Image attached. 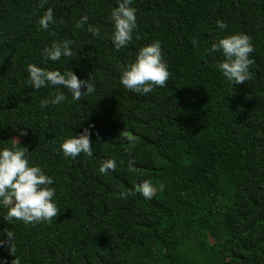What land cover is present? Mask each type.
I'll return each instance as SVG.
<instances>
[{
	"label": "trees",
	"instance_id": "trees-1",
	"mask_svg": "<svg viewBox=\"0 0 264 264\" xmlns=\"http://www.w3.org/2000/svg\"><path fill=\"white\" fill-rule=\"evenodd\" d=\"M117 6L0 0V141L26 147L54 177L59 209L51 222L24 224L5 221L0 206V264H264V0H133L137 27L119 51L109 19ZM48 7L55 24L38 30ZM83 15L88 23L76 29ZM240 32L254 48L251 77L233 85L216 68L222 54L208 50ZM64 39L73 55L45 62L41 49ZM153 40L171 75L139 95L123 87L120 70ZM29 63L93 76L96 92L73 101L61 87L66 100L41 109L56 88L33 89ZM90 124L92 155L64 158L62 138ZM107 159L117 167L102 174ZM144 179L155 188L150 200L133 191Z\"/></svg>",
	"mask_w": 264,
	"mask_h": 264
},
{
	"label": "clouds",
	"instance_id": "clouds-1",
	"mask_svg": "<svg viewBox=\"0 0 264 264\" xmlns=\"http://www.w3.org/2000/svg\"><path fill=\"white\" fill-rule=\"evenodd\" d=\"M47 2L48 0H39V7L44 8ZM132 3L133 0H117L118 6L110 11L109 19L113 28L110 39L117 51L129 44L137 27V10L131 6ZM88 19L87 15H83L76 21L75 28L83 29ZM36 24L39 26L38 30L43 31H47L50 25L55 24L53 9L45 8L43 15L36 20ZM217 27L223 30L227 25L224 21L218 20ZM88 31L93 36L100 34L97 27H89ZM73 44L74 41L71 39L53 41L41 49V56L45 62H56L62 57H71ZM196 44L197 42L193 40V45L196 46ZM208 51L222 54L223 59L218 61L216 68L230 83L238 85L250 79V65L252 64L250 54L254 48L247 34L240 32L220 36L211 44ZM26 71L27 83L33 89L56 88L54 96L40 101L41 109L50 104L60 105L66 100L65 93L59 90L61 87L71 93L73 101H78L82 96H89L96 92L93 76L87 79L78 78L70 68L61 72L29 63L26 65ZM170 75L169 66L163 59L161 42L153 40L141 46L134 59L121 68L119 80L125 89L146 96L153 91L154 87H163ZM94 128L95 125L90 124L77 135L63 137L58 151L64 158L75 159L81 153L91 156V136ZM125 135L129 141L132 140L130 135ZM11 141L19 144L15 139ZM28 153L26 147L21 150L15 146H7L6 142L0 141V206H8L4 219L5 221L18 220L24 224L51 222L59 211L54 200L56 189L52 187L55 182L54 177L46 173L39 164L32 162ZM129 165L135 167V161L130 159ZM116 167L115 159H107L101 163L99 172L107 174L109 170L115 171ZM160 188L163 190V185ZM133 191L150 200L155 188L150 180L144 179L134 186ZM120 195L124 197L126 193L121 192ZM6 235L10 243V251L16 254L12 233L6 231ZM4 243V240H0V245ZM12 264H19V258L16 257Z\"/></svg>",
	"mask_w": 264,
	"mask_h": 264
},
{
	"label": "rangeland",
	"instance_id": "rangeland-1",
	"mask_svg": "<svg viewBox=\"0 0 264 264\" xmlns=\"http://www.w3.org/2000/svg\"><path fill=\"white\" fill-rule=\"evenodd\" d=\"M15 140H17L19 142V144L21 143L22 141V138L21 137H16ZM16 145H19L18 143L15 142Z\"/></svg>",
	"mask_w": 264,
	"mask_h": 264
}]
</instances>
